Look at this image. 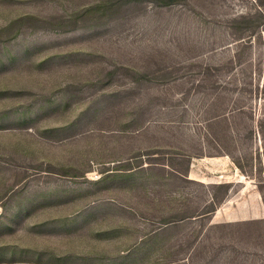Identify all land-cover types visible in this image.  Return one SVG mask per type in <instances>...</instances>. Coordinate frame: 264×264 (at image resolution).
<instances>
[{"label": "rangeland", "instance_id": "374dc122", "mask_svg": "<svg viewBox=\"0 0 264 264\" xmlns=\"http://www.w3.org/2000/svg\"><path fill=\"white\" fill-rule=\"evenodd\" d=\"M166 2L0 0V264H264V0Z\"/></svg>", "mask_w": 264, "mask_h": 264}, {"label": "trees", "instance_id": "16d2710c", "mask_svg": "<svg viewBox=\"0 0 264 264\" xmlns=\"http://www.w3.org/2000/svg\"><path fill=\"white\" fill-rule=\"evenodd\" d=\"M172 2L173 3L177 2V0H167V2L165 4H171ZM209 204H210L209 209L206 208L205 210H203L201 212H195V213H191V214H187V215H181L180 217H172L171 219L164 220L163 222H161V224L164 227H168V226H171L174 224L181 223L184 220H198V219H202L208 215H212L216 211V205H215L213 197H211Z\"/></svg>", "mask_w": 264, "mask_h": 264}]
</instances>
